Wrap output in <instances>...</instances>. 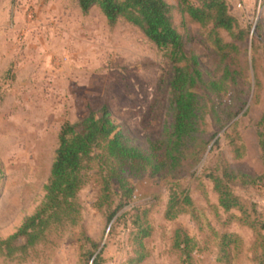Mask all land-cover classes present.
I'll list each match as a JSON object with an SVG mask.
<instances>
[{
	"label": "rangeland",
	"instance_id": "1",
	"mask_svg": "<svg viewBox=\"0 0 264 264\" xmlns=\"http://www.w3.org/2000/svg\"><path fill=\"white\" fill-rule=\"evenodd\" d=\"M167 1L174 6L185 52L196 56L203 80L221 81L227 62L221 61L207 28L180 13L177 0ZM226 2L247 31L229 63L235 80L222 97L200 90L203 134L188 150L178 176L123 172L131 196L109 222L108 211L119 194H112L111 208L100 204L102 174L94 167L76 195L77 221L52 223L27 250L0 254V264H94L97 254V264H181L173 245L178 228L196 242L194 264H259L264 227L240 220L239 209L224 211L208 177L227 163L249 178H238L231 188L247 203L250 219L264 222V164L257 135L264 113V0ZM172 74L167 50L125 20L110 25L97 6L83 14L77 0H0V238L14 233L44 199L64 121H79L106 105L130 145L148 150L149 141L166 138L173 124ZM235 135L239 155L231 143ZM110 183L116 191L115 179ZM171 187L180 197L186 191L192 205L167 219ZM136 215L150 227L141 239ZM225 232L236 235L229 238L226 255L220 251ZM142 253L144 258L134 263Z\"/></svg>",
	"mask_w": 264,
	"mask_h": 264
},
{
	"label": "trees",
	"instance_id": "2",
	"mask_svg": "<svg viewBox=\"0 0 264 264\" xmlns=\"http://www.w3.org/2000/svg\"><path fill=\"white\" fill-rule=\"evenodd\" d=\"M77 3L83 14L91 7L97 6L110 25L120 19L136 25L158 48L168 51L169 60L173 64L168 97L169 106L173 111L172 129L166 138L149 141V149L143 150L127 142L106 105L97 112H89L79 121H64L58 132V146L45 185L44 199L14 233L0 238V254L6 257L33 246L52 223L63 220L72 223L77 221L80 207L76 202V195L87 182L88 172L94 167L102 174L100 204H108L111 208L112 194H119L118 203L108 211L109 222L118 210L127 204L131 196L132 189L126 185L123 172H147L149 175H155L167 171L171 176H178L188 150L203 134V104L200 101L204 96L200 90H206L216 97L224 95L229 83L235 80V73L230 69L229 63L239 50V42L247 36V31L230 13L226 0H177L176 9L186 14L192 22L207 28L208 38L220 55L221 61L227 62L221 81H205L196 56L185 52L183 35L173 21L174 6L167 0H77ZM257 135L264 164V113ZM237 139L238 135H235L231 140L235 155H239L241 149ZM203 151L201 147L196 151L199 154L198 159ZM208 177L218 194V204L224 211L239 209L240 220L252 226L259 224L261 228L264 227V222H259L257 216L250 219L252 214L248 211L247 203L231 188V184L238 178L245 181L249 178L231 169L227 163L215 168ZM260 178H264V173ZM112 179L117 183L116 191L111 188ZM191 205L192 200L186 191L180 197L171 187L165 217L173 219L185 211V206ZM140 220L139 215H136L134 224L139 239L150 233L149 225ZM231 236L236 235L226 232L222 234L220 251L224 255L227 254L226 247ZM21 238L24 242L16 244ZM173 245L179 250L181 264H194L192 251L196 242L192 237L178 228L174 233ZM144 256L142 253L134 258V263L141 261ZM98 257V254L95 255L92 263L97 264ZM259 264H264V249L260 254Z\"/></svg>",
	"mask_w": 264,
	"mask_h": 264
}]
</instances>
